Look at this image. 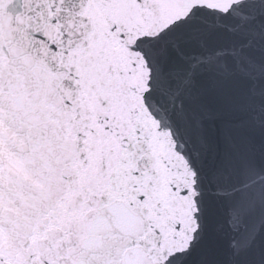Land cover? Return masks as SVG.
Segmentation results:
<instances>
[{"label":"snow or ice","instance_id":"obj_1","mask_svg":"<svg viewBox=\"0 0 264 264\" xmlns=\"http://www.w3.org/2000/svg\"><path fill=\"white\" fill-rule=\"evenodd\" d=\"M0 264H264V0H0Z\"/></svg>","mask_w":264,"mask_h":264}]
</instances>
